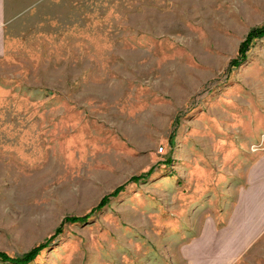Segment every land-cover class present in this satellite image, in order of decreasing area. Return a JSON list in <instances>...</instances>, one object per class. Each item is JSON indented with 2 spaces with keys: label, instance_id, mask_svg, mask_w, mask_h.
<instances>
[{
  "label": "rangeland",
  "instance_id": "374dc122",
  "mask_svg": "<svg viewBox=\"0 0 264 264\" xmlns=\"http://www.w3.org/2000/svg\"><path fill=\"white\" fill-rule=\"evenodd\" d=\"M262 25L264 0H4L0 253L60 228L29 264H264Z\"/></svg>",
  "mask_w": 264,
  "mask_h": 264
},
{
  "label": "trees",
  "instance_id": "16d2710c",
  "mask_svg": "<svg viewBox=\"0 0 264 264\" xmlns=\"http://www.w3.org/2000/svg\"><path fill=\"white\" fill-rule=\"evenodd\" d=\"M262 37H264V25L251 30L247 34L245 39L240 44V48H239V52H238V55L240 57V61H245L247 53L250 50V47L252 46L253 42L258 40V39H261ZM240 61H238V60L233 61L232 64L238 65L240 63ZM150 173H151V171L147 172L144 175L137 176V177H135V180L138 181V180H142L143 178H147L150 175ZM122 188L123 187L117 188L110 195L103 198L101 200V202L98 204V206L94 210L89 212L87 215H84L83 217H68V218L64 219L63 223L75 224V223L85 222L96 210H100L101 208H103L105 206L109 197L111 198V197L117 196L119 194V192L122 190ZM60 233H61V229L59 228L56 231V233L53 236H51L48 240H46L42 244L35 246L34 248H32L28 253H26L22 257L10 258L7 254L0 253V263H3V264H5V263H7V264H29L38 256V254L43 249L47 248L49 246V244L51 243V241H53L54 238L57 235H59Z\"/></svg>",
  "mask_w": 264,
  "mask_h": 264
},
{
  "label": "crops",
  "instance_id": "0c3cea01",
  "mask_svg": "<svg viewBox=\"0 0 264 264\" xmlns=\"http://www.w3.org/2000/svg\"><path fill=\"white\" fill-rule=\"evenodd\" d=\"M4 0H0V15L2 14Z\"/></svg>",
  "mask_w": 264,
  "mask_h": 264
}]
</instances>
